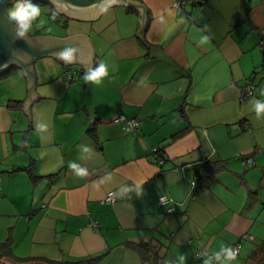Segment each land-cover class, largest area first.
Segmentation results:
<instances>
[{
  "label": "crops",
  "instance_id": "1",
  "mask_svg": "<svg viewBox=\"0 0 264 264\" xmlns=\"http://www.w3.org/2000/svg\"><path fill=\"white\" fill-rule=\"evenodd\" d=\"M175 1L111 0L29 33L49 54L0 78V264H143L142 243L166 264L239 243L217 264H248L264 239V0Z\"/></svg>",
  "mask_w": 264,
  "mask_h": 264
},
{
  "label": "water",
  "instance_id": "2",
  "mask_svg": "<svg viewBox=\"0 0 264 264\" xmlns=\"http://www.w3.org/2000/svg\"><path fill=\"white\" fill-rule=\"evenodd\" d=\"M53 4L57 13L68 16L75 14V8H87L98 5L99 8L111 3V0H43ZM12 0H0V72L15 66L23 68L32 64L36 58L49 54L48 50H36L28 38H16L13 34L12 24L7 19V9ZM73 16H71L72 18ZM198 174V170H195Z\"/></svg>",
  "mask_w": 264,
  "mask_h": 264
},
{
  "label": "clouds",
  "instance_id": "3",
  "mask_svg": "<svg viewBox=\"0 0 264 264\" xmlns=\"http://www.w3.org/2000/svg\"><path fill=\"white\" fill-rule=\"evenodd\" d=\"M49 3V2H48ZM51 4V3H50ZM12 6L7 9V19L12 24L13 34L16 38H24L26 39L33 28L34 22L38 20L41 15V10L39 6L33 4L31 0H12ZM54 18V17H53ZM43 21H41V24ZM210 40L208 36H202L200 39V43L204 44ZM61 58L65 60L66 63L71 62V57L61 54ZM107 66L101 62L95 68H89L87 72L84 74L83 79L86 83H95L99 85L102 82V78L106 76ZM261 95H264V90H261ZM257 116L260 113H264V102L257 101L254 105ZM85 150H88L87 148ZM68 167L73 171V174L78 177H85L88 175V171L86 168L80 167L75 162H70ZM130 189L125 188L124 191L127 192ZM138 193L141 191V186L139 184L136 185L135 189ZM221 252L225 254V257L228 261H233L237 257V252L233 250L232 247H224L221 246V251L216 252L217 258H219ZM183 261L185 259L184 256L180 257ZM204 264H211L210 260H205Z\"/></svg>",
  "mask_w": 264,
  "mask_h": 264
},
{
  "label": "built area",
  "instance_id": "4",
  "mask_svg": "<svg viewBox=\"0 0 264 264\" xmlns=\"http://www.w3.org/2000/svg\"><path fill=\"white\" fill-rule=\"evenodd\" d=\"M182 4H183V0H176L173 3V8L176 11L181 12ZM65 75L67 76L68 79H72L71 71L67 70L65 72ZM252 92H253V86H252V84H251V82L249 80L241 88L240 98H239L240 102L241 103L247 102V100L251 97ZM113 121L122 123L123 132L124 133H134L137 130L138 126H139V121L136 118H128V117L124 116L123 114H118L117 117H115L113 119ZM153 152L154 153H158V152H161V150L158 149V148H155L153 150ZM166 158H167L166 155L164 153H162L161 156L158 157V163L162 164L166 160ZM246 161L249 164L252 163V160L250 158L246 159ZM114 200H115L114 192H109L106 195L105 201L108 202V203H113ZM159 205L160 206H165L166 207V211L169 212V213H171L173 211V201L170 198H165V197L160 198L159 199ZM90 225L94 229H98V227H99L96 223H91ZM239 247H240L239 244H235V246L233 247V250H235L237 252V254H238V251H239ZM224 257L225 256L220 255L219 258H217L216 255L208 254L204 250H199V251H197L194 254V259L196 261H199V260H203V261L210 260L211 264H215V263L219 262Z\"/></svg>",
  "mask_w": 264,
  "mask_h": 264
},
{
  "label": "trees",
  "instance_id": "5",
  "mask_svg": "<svg viewBox=\"0 0 264 264\" xmlns=\"http://www.w3.org/2000/svg\"><path fill=\"white\" fill-rule=\"evenodd\" d=\"M31 2L33 4H35V5L41 6L43 8H47L48 11L50 10L49 11V17H50V19L52 21L54 20V21L57 22L58 21L57 18L61 16L58 13H56V11L53 8V6L50 3L46 2V1H43V0H31ZM65 21H67V20L65 19ZM38 33H40V31H36L35 32V34H38ZM16 68L17 67H15V66H11V67L5 69L4 71H1L0 72V78H3L5 76L11 74L12 72H14L16 70ZM14 105H15L14 102H10L9 103V107H11V108ZM250 239H251V237H250ZM236 244H239V243H236ZM132 246L140 254L143 264H166V262L164 261V258L162 256L159 257L154 252L152 245L146 244V243H142V244H132ZM9 253H10L9 247L6 244H0V260H1L2 257L8 255ZM213 255H216V254H213ZM220 255L225 256L224 254H220ZM223 259H226V257H224ZM223 259H221V260H223ZM97 260L95 262H97ZM89 261H90L89 264H96V263H94L93 260H89ZM199 261L204 262L203 260H199ZM219 262H217V263H219ZM217 263H215V264H217ZM247 263L248 264H264V239L255 247V249L253 250V252L249 256ZM66 264H81V263L80 262H67Z\"/></svg>",
  "mask_w": 264,
  "mask_h": 264
},
{
  "label": "rangeland",
  "instance_id": "6",
  "mask_svg": "<svg viewBox=\"0 0 264 264\" xmlns=\"http://www.w3.org/2000/svg\"><path fill=\"white\" fill-rule=\"evenodd\" d=\"M51 5L53 6V4H51ZM39 8L41 10V15L38 18V20L36 22H34L33 28H32V30L30 32H34V33L36 31L48 32V28L50 26L57 25V24L53 23L52 20L50 19L48 9H45V8H43L41 6H39ZM41 21H43L42 24H41Z\"/></svg>",
  "mask_w": 264,
  "mask_h": 264
}]
</instances>
